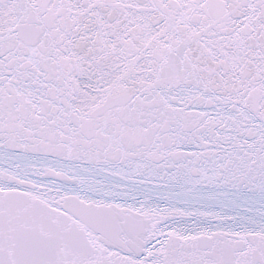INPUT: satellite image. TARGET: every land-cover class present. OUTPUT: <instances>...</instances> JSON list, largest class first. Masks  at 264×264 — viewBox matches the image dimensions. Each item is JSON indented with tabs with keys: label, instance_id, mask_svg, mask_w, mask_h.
<instances>
[{
	"label": "snow or ice",
	"instance_id": "snow-or-ice-1",
	"mask_svg": "<svg viewBox=\"0 0 264 264\" xmlns=\"http://www.w3.org/2000/svg\"><path fill=\"white\" fill-rule=\"evenodd\" d=\"M0 264H264V0H0Z\"/></svg>",
	"mask_w": 264,
	"mask_h": 264
}]
</instances>
